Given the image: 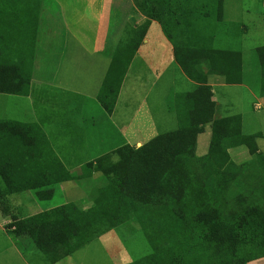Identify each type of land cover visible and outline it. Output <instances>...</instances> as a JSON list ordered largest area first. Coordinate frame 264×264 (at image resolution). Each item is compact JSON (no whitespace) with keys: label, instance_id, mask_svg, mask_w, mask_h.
Here are the masks:
<instances>
[{"label":"trees","instance_id":"obj_1","mask_svg":"<svg viewBox=\"0 0 264 264\" xmlns=\"http://www.w3.org/2000/svg\"><path fill=\"white\" fill-rule=\"evenodd\" d=\"M7 1L0 0V92L24 94L30 53L15 45L11 35L27 31L24 25L32 10L27 5L10 7ZM197 1L134 0L160 23L185 74L201 84L192 93L178 95L175 129L139 147L125 144L107 152L73 176L33 125L0 119V213L14 218L13 234L28 236L49 263L113 228L135 233L133 220L151 251L128 264H206L207 255L218 250L219 264H247L264 256V154L251 144L255 138L240 133L239 115L215 116L213 93L204 84L212 76L241 82L240 54L213 47L214 37L202 23L214 3L206 0V6H200ZM144 30H134L111 59L99 91L108 113ZM184 34L191 38L179 42ZM256 55L264 92V45L257 47ZM206 125L211 129L208 150L198 155L197 137ZM243 143L253 157L235 163L228 149ZM99 173L105 179L90 186L87 207L68 202L22 219L12 214L14 193L39 190L37 194L50 197L57 183L78 179L90 184Z\"/></svg>","mask_w":264,"mask_h":264},{"label":"crops","instance_id":"obj_2","mask_svg":"<svg viewBox=\"0 0 264 264\" xmlns=\"http://www.w3.org/2000/svg\"><path fill=\"white\" fill-rule=\"evenodd\" d=\"M52 5V9L46 10L45 5L42 6L41 10H44L47 22L43 26L39 22V27L35 28L36 36L32 54L27 55L29 58L27 67L30 71L27 92L24 94L0 92L1 103L10 101L11 105L12 103L16 106L22 105L16 108L17 113L0 111V119L33 125L39 130V135H44L66 170L73 176H79L83 165L94 162L99 156L125 146V144L132 147H139L143 144L140 140L129 143L125 138V131H121L116 125L114 116L118 114L120 116L118 122L125 124V112H127L131 116L127 122H136L141 113L140 106L144 101H138L134 109L136 95L133 91L138 87V83H141L143 88L148 87V82L151 81L148 71H152L158 80L152 82L147 91L158 86L164 76L166 82L164 108L167 113L174 115L176 121L175 127L167 131L177 127L178 95L192 93L201 84L185 74L177 61L172 41L165 36L159 22L154 19L150 20L124 73L113 110L108 113L99 99V91L111 59L119 44H125L129 40L132 29L138 28L142 22H145L146 16L136 8L133 0H52ZM135 10L137 15L133 14ZM56 16L58 20L50 21ZM119 19H122V22ZM122 23H124V30ZM117 24L119 28L121 26L124 38L112 41L110 36L112 27H116ZM190 38L184 34L178 37V41L187 42ZM257 63L259 65L258 58ZM176 69L182 74V83H192L191 90H174L176 81L172 70ZM242 75L244 77L243 70ZM129 77L132 79H128ZM127 79L130 80V84L127 86L125 97L122 93L125 91ZM204 84L208 85L213 93L216 117L221 116L216 115V109H220V100L215 101V87L223 85L247 87L242 81L228 83L223 76L208 77L207 83ZM247 89L252 91L250 87ZM144 98L146 100V94ZM256 104L264 110V92L257 95ZM102 124L104 130L106 128L105 131L102 130ZM98 125L101 133L92 134L93 129L98 130ZM206 127L210 128L208 125L204 128ZM93 180L90 179V184L78 179L57 183L52 186L53 192L50 197L44 193L37 194L39 190H26L18 193L30 195L29 200L33 204L46 203L56 194L60 197L58 205L83 199L91 203L89 188L95 183ZM15 194L17 193L13 195ZM46 209L48 208L40 207L37 213ZM14 248L26 264H33L35 259H40L39 254L34 250L36 248L29 247L24 252L20 251L17 246ZM247 264H264V256L250 260Z\"/></svg>","mask_w":264,"mask_h":264},{"label":"rangeland","instance_id":"obj_3","mask_svg":"<svg viewBox=\"0 0 264 264\" xmlns=\"http://www.w3.org/2000/svg\"><path fill=\"white\" fill-rule=\"evenodd\" d=\"M205 1L206 0H199L197 3L200 6H206L207 3H204ZM211 1L214 4L211 3L208 6L209 9L206 13H209L207 14L208 16L206 15L207 17H204L205 21H203L202 24L208 26L207 32H209V35L215 36L214 41L212 42L215 49H227L240 54V64L242 70L244 71V77L242 75L241 80L243 84L247 86L223 85L215 87V101L218 102V100H220V109H216V115L228 117L239 114L241 116L240 133H242V136L244 137L250 136L252 139L255 138V144H251H253V147H255L257 151L264 154V110L256 104L257 95L263 91H261L259 85V65L257 63L255 53L258 45H264L263 0ZM9 3H12V6L13 4L15 6L27 5L30 6V9L32 10L30 16L26 19L27 22L24 25L27 27V31L25 32L23 30V33L21 31V33L15 32L16 35H11V37L15 36L13 39L15 41V45L25 50L27 48V51H29L28 53L31 55L36 36L35 28L39 27V22H41V26L47 22L45 12L44 10H41L42 6L45 5V10L49 8L52 9V0H8L6 4L11 7ZM133 3L142 14H146L142 9L137 7L134 0ZM204 10L205 8L203 11ZM133 14L137 15L136 10ZM145 16V22H142L138 28H133L132 33L136 29L137 33H139L138 31L140 29L144 30L145 24L149 23L150 20L153 19L147 17V14ZM122 19H119V21L122 22ZM52 20H58V17L56 16L50 21ZM123 26L124 23H122V27ZM112 28L113 29L110 34L112 41H115L117 38H124L123 30L125 27H123L122 30L121 26L119 28V24H117L116 27L113 26ZM148 72H150V74ZM148 72L149 78H151V81L148 82L149 87L152 82H156L158 79L154 75V72ZM141 74L142 73H140V75ZM172 74H174V80L176 81L174 90L185 91L192 89L193 85L191 82L182 83V74L179 70H172ZM128 79L132 78L129 77ZM218 80L221 79L218 78ZM126 82L127 83L124 87L125 91L122 93V96L125 95V97L130 80ZM138 84V87L134 89L135 91L132 90L134 95H136L134 100V109H136V103L138 101H144V103L140 106L141 113L136 122H127V119L130 116L127 112H125V124L118 122L120 121V116H118V114L114 116V121L118 123H116V125L119 129H121V131H125V138L131 144L135 143L136 140H140L144 144L155 135L174 128V125L176 124L174 115L167 113L164 108L166 99V82L164 76L158 86L148 91V87L144 86L143 88L141 83ZM249 87L252 91H248L247 88ZM144 94L147 95L146 100L145 98L143 99ZM21 105L22 104L16 106L14 103L11 105L10 101H7L6 103H1L0 101V111L5 110L6 113H17L16 108H19ZM18 118L19 117L17 116V119ZM170 119H172V121ZM206 128H204V130L200 132L197 137L196 153L198 155L206 154L208 150L211 133L210 128ZM208 129L209 131H207ZM102 130H104L103 124ZM95 133L97 135L101 133L99 125L98 130H92V134ZM250 149L251 147H249L248 143H243L229 148L228 154L231 160L235 163H243L253 157ZM94 179V182H98L99 180H104L105 178L101 173H99L96 174ZM29 197L30 195L27 193H17L15 195H11L12 214L15 218H26L37 213V211H40V207L50 208L60 203V197L57 194L52 200L40 204L30 203ZM84 201L85 200L83 199L81 201H76L75 203L82 207L90 204L88 200ZM13 221V217L4 216L0 213V264H26L23 261V258L19 255L18 251L15 250L14 246H17V248L22 252L27 251L29 247L35 248L28 236H16L13 234L14 228L11 227V223ZM131 224L133 228L138 229L135 233L129 234V231L125 229V227L113 228L99 236L97 239L91 241L83 248L78 249L71 255L65 257L62 261L52 264H128L141 258L151 251V247L143 231L139 227L134 226L136 225L135 220H133ZM34 250L39 254L40 259H35L33 264H50L44 259L43 255L39 251L36 249ZM221 259L222 258L220 257L218 250L207 255L206 264H219Z\"/></svg>","mask_w":264,"mask_h":264}]
</instances>
